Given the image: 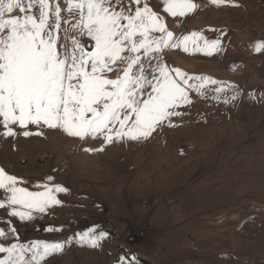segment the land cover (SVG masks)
Here are the masks:
<instances>
[{"label": "rangeland", "instance_id": "1", "mask_svg": "<svg viewBox=\"0 0 264 264\" xmlns=\"http://www.w3.org/2000/svg\"><path fill=\"white\" fill-rule=\"evenodd\" d=\"M200 2L207 6L187 17L161 14L177 35L199 31L211 40L223 31L221 51L208 57L173 50L166 62L235 90L215 100L209 85V98L192 94L194 103L182 109L188 115L174 118L178 126L102 152L80 150L101 147L100 139L82 142L54 129L0 137V167L26 182L18 186L68 189L56 194L62 204L53 207L54 224L42 222L50 210L21 222L0 209V227L10 220L21 242L73 238L45 264H117L130 254L140 264H264V50L251 47L264 41V0H236L239 7ZM158 3L151 0L155 10ZM236 91L237 100L222 102ZM93 226L109 234L100 247L76 243L75 234Z\"/></svg>", "mask_w": 264, "mask_h": 264}, {"label": "snow or ice", "instance_id": "2", "mask_svg": "<svg viewBox=\"0 0 264 264\" xmlns=\"http://www.w3.org/2000/svg\"><path fill=\"white\" fill-rule=\"evenodd\" d=\"M208 3L240 6L236 0ZM202 6L207 4L200 0H159L160 10L151 0H0V137L43 136L42 129H54L82 142L100 139L101 147L80 150L102 152L112 143L143 142L164 126H178L174 118L188 115L182 109L194 103L192 94L209 98V85L215 86L211 98L220 100L236 86L189 74L165 59L173 50L208 57L221 51L223 31L211 40L199 31L177 35L161 14L183 18ZM251 47L260 52L264 41ZM239 95L236 91L222 102ZM22 183L0 167V209L21 222L61 205L56 194L68 191L48 183L29 190L18 186ZM5 223L0 264H45L73 240L21 242L11 221ZM98 228L76 233V243L100 247L109 234ZM117 264L140 261L130 254L118 257Z\"/></svg>", "mask_w": 264, "mask_h": 264}, {"label": "built area", "instance_id": "3", "mask_svg": "<svg viewBox=\"0 0 264 264\" xmlns=\"http://www.w3.org/2000/svg\"><path fill=\"white\" fill-rule=\"evenodd\" d=\"M50 213L51 215L48 216V217H43L42 218V222L43 223H51V224H54L55 222V218H56V214H55V209L54 208H51L50 209ZM69 224L72 226L73 229H77L78 227V224L76 223V221L74 219L70 220Z\"/></svg>", "mask_w": 264, "mask_h": 264}]
</instances>
